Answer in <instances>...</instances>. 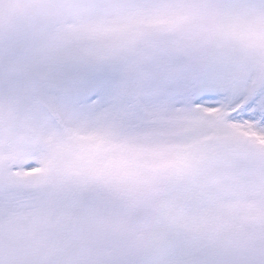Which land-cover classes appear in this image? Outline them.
<instances>
[{
	"label": "snow or ice",
	"instance_id": "6c2138e0",
	"mask_svg": "<svg viewBox=\"0 0 264 264\" xmlns=\"http://www.w3.org/2000/svg\"><path fill=\"white\" fill-rule=\"evenodd\" d=\"M0 264H264V0H0Z\"/></svg>",
	"mask_w": 264,
	"mask_h": 264
}]
</instances>
